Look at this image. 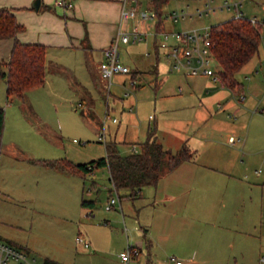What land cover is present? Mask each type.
<instances>
[{
  "label": "rangeland",
  "instance_id": "1",
  "mask_svg": "<svg viewBox=\"0 0 264 264\" xmlns=\"http://www.w3.org/2000/svg\"><path fill=\"white\" fill-rule=\"evenodd\" d=\"M208 1L212 7H219L234 0H168L161 10L166 30L204 29L234 17L233 10L219 8L199 16L197 10L204 9ZM133 7L154 11L151 0H129L128 9ZM181 10L189 14L174 23L166 19L168 13ZM243 10L249 19H262L264 0H244ZM144 48L140 43L120 44V60L128 64L131 74H114L109 89L103 76V81L83 84L71 71L62 76L58 71L59 75L49 74L43 86L31 89L24 97L7 100L6 79L0 77V107L5 109L0 150V232L8 238L5 240L34 250L37 253H32L38 258L45 252L63 254L71 244V232L78 231L68 220V213L80 208L82 197L95 199L94 210L105 212L111 195L125 200L124 192L117 193L113 188L106 169L98 168L92 174H65L52 164L89 163L105 156L106 144L113 141L121 154H129L134 146L140 149L153 131L159 142L171 146L172 152L178 151L179 143L173 139L176 132L190 136L185 128L187 119L192 117L191 109L177 108L173 102L163 107L159 99L164 89L176 91L175 81L179 77L184 87L182 99L208 96L205 88L211 84L218 88L211 92V104L215 106L228 97L235 103L231 109L213 108L206 113L210 129L214 123L219 125L214 134L216 148L201 139L194 145L189 143L193 159L199 164L212 161L214 154L219 159H232L236 178H248L247 181L258 183L252 189L264 190V31L259 52L236 74L239 87L234 91L221 79L213 82L200 76L184 78L174 72L160 76L159 80H166L160 91L154 89L155 79L148 74L142 88L136 89L130 80L136 59L143 60L142 66L147 64L145 58L137 56ZM214 68L219 66L214 64ZM240 97L244 100L240 101ZM230 135L240 138V143H228ZM229 165L223 164L221 168ZM168 171L165 168L163 173ZM230 189L249 190L239 183ZM68 257L73 259L71 254ZM38 260L40 263L41 259Z\"/></svg>",
  "mask_w": 264,
  "mask_h": 264
},
{
  "label": "crops",
  "instance_id": "2",
  "mask_svg": "<svg viewBox=\"0 0 264 264\" xmlns=\"http://www.w3.org/2000/svg\"><path fill=\"white\" fill-rule=\"evenodd\" d=\"M34 1L0 0V8L12 10L17 21L25 27L17 34L21 42L46 46V77L59 75L58 71L60 76L71 71L83 84L103 81L100 66L107 61L105 49L120 31H129L137 25L144 32L143 40L138 43L145 47L137 56L141 60L145 58L147 64L142 66L143 60L136 59L132 73L138 80L136 89L142 88L147 74L154 77L156 91L165 88L166 80H159L160 76L171 71L163 53L158 50L159 38L153 34L158 20L141 22L135 19L124 23L122 12L128 8L129 0H66L72 2L71 8L59 5V0H41L38 10L33 7ZM160 28L166 30V21ZM13 43V39H0L2 72L7 70L5 63L10 58ZM174 73L184 78L200 76L213 81L209 76ZM181 81L180 77L175 81V92L164 89L159 99L163 107L173 102L177 108L191 109L192 117L187 119L185 128L190 131V136L174 131L173 140L179 143L178 150L184 143L194 145L200 139L216 148L214 134L219 125L214 123V128L210 129L206 113L213 108L231 109L235 103L228 97L215 106L211 104L210 98L214 97L211 92L218 89L211 84H206L208 96L182 99L180 94L184 87ZM175 97L179 98L173 100ZM161 144L167 150L172 149ZM215 156L212 161L201 164L195 159L184 161L163 173L156 185L144 186L135 196L129 189L120 190L124 192L125 200L120 197L118 208L115 206L107 212L94 210L96 200L82 197L92 205L83 206L81 199L80 208L75 207L68 213V220L78 229L70 236L76 243L71 241L65 248L63 254L66 256L61 252H45L43 257H37L41 259L39 264L45 259L60 264H126L119 253L128 245L140 249L139 255L128 264H164L169 255L182 259L183 264H264V190L252 189L258 183H251L248 178H236L232 172L235 166L232 159ZM228 163L229 168H221ZM235 183L249 190L230 189ZM79 236L81 241L77 240ZM0 238L8 239L2 232ZM85 243L89 245L85 246ZM69 254L73 259L68 257Z\"/></svg>",
  "mask_w": 264,
  "mask_h": 264
},
{
  "label": "trees",
  "instance_id": "3",
  "mask_svg": "<svg viewBox=\"0 0 264 264\" xmlns=\"http://www.w3.org/2000/svg\"><path fill=\"white\" fill-rule=\"evenodd\" d=\"M168 0H151L158 17L157 29L162 25V7ZM13 11L0 8V39H13V48L2 72L6 79L7 100L24 97L31 89L41 87L46 79V46L21 42L17 34L24 30ZM264 24L252 23L247 17L231 18L210 27L213 53L220 66V79L231 90L239 83L236 74L259 52ZM132 78H135L132 74ZM5 123V109L0 107V150ZM194 158V152L187 143L172 152L157 140L155 131L141 144V148L129 154H121L116 142L106 144V155L85 164L62 161L52 164L67 172L92 174L98 168H107L113 188L118 192L129 189L136 195L144 186L156 185L164 169L171 171L184 161ZM82 205L90 207L92 202L82 199ZM42 264H60L45 259Z\"/></svg>",
  "mask_w": 264,
  "mask_h": 264
},
{
  "label": "built area",
  "instance_id": "4",
  "mask_svg": "<svg viewBox=\"0 0 264 264\" xmlns=\"http://www.w3.org/2000/svg\"><path fill=\"white\" fill-rule=\"evenodd\" d=\"M244 0L226 1L219 7H212L210 1L206 3L204 9H198L197 14L202 16L205 13L215 12L218 8L220 10L227 9L234 11L233 18H243L245 13L243 10ZM59 5L66 8L73 6L71 1L59 0ZM189 13L185 10L174 11L168 13L166 19L173 23L178 22L179 19L184 18ZM138 19L141 22L150 20H157V14L153 10L139 11L137 8H124L122 12V21L128 23L131 20ZM163 20V19H162ZM252 23L264 24V19L251 18ZM164 21V20H163ZM144 32L141 31L137 25H134L129 31H120L115 41L105 49L107 61L100 66V72L104 78L108 80L107 88L112 84V77L116 73L131 74V70L127 65H124L120 60V43H138L143 40ZM153 34L159 38L157 42L158 50L163 53L166 64L171 72L182 73L185 76L204 75L209 76L213 81L220 79V66L218 65L214 53L213 42L210 36V27L204 29L193 28L183 31H168L154 28ZM214 64L219 68L215 69ZM138 80L131 78L130 85L137 87ZM129 93H126L128 95ZM244 97H240V101ZM219 107H221L219 105ZM116 121V119H113ZM240 141V138L229 136L228 142L232 145ZM134 151L137 148L134 146ZM119 200L111 195L105 204L107 211L112 210L118 205ZM81 241V237H77ZM85 243V246H88ZM140 249L137 246L128 245L123 251L119 253L121 260L128 264L130 260L137 257ZM0 264H39L38 258L24 247L18 246L10 241L0 238ZM164 264H183V260L174 255H169Z\"/></svg>",
  "mask_w": 264,
  "mask_h": 264
},
{
  "label": "water",
  "instance_id": "5",
  "mask_svg": "<svg viewBox=\"0 0 264 264\" xmlns=\"http://www.w3.org/2000/svg\"><path fill=\"white\" fill-rule=\"evenodd\" d=\"M40 4H41V0H35L34 3H33V7H34L36 10H38L39 7H40ZM1 75H2V69H1V67H0V77H1Z\"/></svg>",
  "mask_w": 264,
  "mask_h": 264
}]
</instances>
